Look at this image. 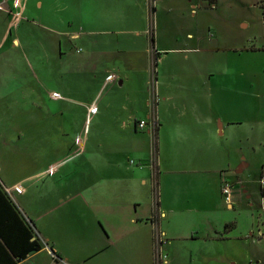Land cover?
<instances>
[{"label":"crops","instance_id":"0c3cea01","mask_svg":"<svg viewBox=\"0 0 264 264\" xmlns=\"http://www.w3.org/2000/svg\"><path fill=\"white\" fill-rule=\"evenodd\" d=\"M165 1L0 0V264H264V134L180 78L212 45Z\"/></svg>","mask_w":264,"mask_h":264},{"label":"rangeland","instance_id":"374dc122","mask_svg":"<svg viewBox=\"0 0 264 264\" xmlns=\"http://www.w3.org/2000/svg\"><path fill=\"white\" fill-rule=\"evenodd\" d=\"M215 7L206 10L196 6L195 18L184 0H166L161 14L173 34L191 31L202 45H212L210 51L195 50L170 54L168 59L176 65H190L191 71L180 78L197 80L200 74L193 66H201L203 80L210 85L211 98H216L224 116L239 123L238 132H249L255 138L264 134V0H216ZM244 23V25H243ZM197 42V43H198ZM203 49L205 47H202ZM186 55V57H185ZM188 58V59H186ZM40 79V78H39ZM33 82L37 87L38 82ZM254 125L252 129L250 126ZM263 149H256V156L247 180L255 182L261 168L258 158ZM252 262H248L250 264ZM254 264V263H253Z\"/></svg>","mask_w":264,"mask_h":264},{"label":"built area","instance_id":"2783aa9c","mask_svg":"<svg viewBox=\"0 0 264 264\" xmlns=\"http://www.w3.org/2000/svg\"><path fill=\"white\" fill-rule=\"evenodd\" d=\"M137 128L142 129L144 127H146V121L145 120H139L137 122ZM260 180V185L262 187H264V175H262V177L259 178ZM221 190H222V195L224 196V198L226 199V201L230 204V192H231V185H229L228 182H224L221 185ZM157 260H158V264H163V261L165 260V255L163 253L158 254L157 256ZM253 264V263H250Z\"/></svg>","mask_w":264,"mask_h":264},{"label":"trees","instance_id":"16d2710c","mask_svg":"<svg viewBox=\"0 0 264 264\" xmlns=\"http://www.w3.org/2000/svg\"><path fill=\"white\" fill-rule=\"evenodd\" d=\"M210 1H214V0H210ZM152 10H153V7H152ZM36 240H37V237H35V240L32 242V248L31 249H35V248L40 247V244Z\"/></svg>","mask_w":264,"mask_h":264}]
</instances>
